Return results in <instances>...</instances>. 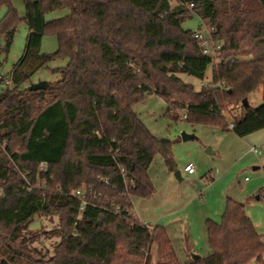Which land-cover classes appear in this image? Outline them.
Returning a JSON list of instances; mask_svg holds the SVG:
<instances>
[{"label": "trees", "instance_id": "16d2710c", "mask_svg": "<svg viewBox=\"0 0 264 264\" xmlns=\"http://www.w3.org/2000/svg\"><path fill=\"white\" fill-rule=\"evenodd\" d=\"M11 1L0 0V67L23 21L28 34L7 77L13 84L0 89V264H147L153 245L158 264H180L166 230L133 213V198L155 194L153 157L170 173L176 164L172 143L156 139L132 107L155 95L172 121L238 138L264 129V0H21L22 18ZM64 8V18L45 21ZM193 16L221 45L213 66L182 28ZM49 36L57 49L42 54ZM52 58L68 59L58 80L35 92L20 87ZM209 68L211 83L198 90L178 77L202 80ZM255 90L262 103L243 105ZM234 107L241 112L228 121ZM54 213L52 256L23 252L29 223ZM183 264H264V237Z\"/></svg>", "mask_w": 264, "mask_h": 264}, {"label": "rangeland", "instance_id": "374dc122", "mask_svg": "<svg viewBox=\"0 0 264 264\" xmlns=\"http://www.w3.org/2000/svg\"><path fill=\"white\" fill-rule=\"evenodd\" d=\"M172 7L176 4L175 1L169 0ZM11 5L16 9L18 16L20 18L24 17L25 11H24V4H22L21 0H12ZM6 12V7L2 6L0 8V20L3 17V15ZM69 11L68 9L63 10H56L52 12H48L44 15V19L46 22L52 21V20H58L61 18H64V16L68 15ZM205 25L202 24L201 20L197 16H193L190 18V20L185 21L182 24V28L185 30H192L196 31L197 29H202ZM28 34V28L25 24V22H21L19 26L17 27V30L14 34V39L11 44V47L8 50V54L3 61V64L0 67V76L1 77H9L12 67L18 62V60L22 57L24 54V48L26 43V38ZM57 49V41L54 36H49L43 38L39 51L42 54H48L54 53ZM68 62V59L65 58H52L50 61H48L42 68L38 69L34 72L32 76H30L29 80L26 82V84L21 85L20 87L26 88L30 87V85L35 84L36 82H45L48 84H51L52 82L59 79V73L58 69H62L66 67V64ZM211 68L208 69L207 74L210 75ZM178 77L181 78L185 83L190 84L191 86L198 90L202 87L199 85L200 80L189 77L184 74H178ZM258 92L260 93V90H255L254 93L251 94L249 97V103L250 104H261L262 101H259L258 103ZM255 105V107L257 106ZM254 107V106H253ZM132 110L135 112L137 117L140 119L142 124L147 127L149 132L158 140H168L172 143V155L176 157V166L177 171L181 172L182 167L185 163L191 162L193 165H197V162L200 161V158L204 159H210L215 158V156H209L206 154V148L210 146H205L206 142L212 141L214 142L212 136L210 135V129L215 128L212 126H201L197 124H189L186 121L179 119L177 121H172L166 116V103L163 101V99L155 96V95H148L140 102H137L133 105ZM241 109L239 107H234V109H231L229 113H226V118L228 121H231L232 117H238L240 114ZM181 113V111H180ZM218 129V128H217ZM185 133L186 135H192L194 136V139L182 141L181 134ZM154 160L150 164L148 168V173L150 176V179L152 181V184L156 191L158 190L157 197L154 198L151 196L148 198V200L139 199L138 203L136 204L133 213L135 214V210H142L147 213L149 222L143 223V224H149L151 226H163L162 223L167 222V220L170 218H173L174 216L178 217V220H182L184 215L190 214L192 212V217L196 221L201 220L205 216V211L200 208H189L188 211H182L173 214V212L179 210L180 208L183 209L184 200H178V195L184 191L187 187H191V184L189 181H187V177L182 175L183 180H177L174 177V173L171 174V177L173 179V183L175 186L172 188H169V186L166 185L167 188H165L163 185L165 184V180L168 175V171L165 167V164L162 160V158L156 154L154 157ZM182 173V172H181ZM155 191V193H156ZM174 198L175 202H168V200L165 201V199ZM165 201V202H164ZM172 201V199H171ZM182 201V202H181ZM155 208L158 210V215L160 214L163 216V221L161 224L156 223L155 220ZM184 210V209H183ZM196 210V211H194ZM189 223L192 225L189 227L190 230H195L196 234L194 235V238L197 242L196 247L191 252L190 256L188 257V260L192 259V256H199V257H205L210 254V250L207 247V241L205 238L204 231L202 235L200 234V226H195V223L191 221V219L188 220ZM182 222H179L178 230H180ZM166 225V224H165ZM193 229H192V228ZM59 223H58V215L57 214H49V215H40L39 217L36 216L33 218V220L29 223L28 229L25 231V241H24V250L23 252L29 254V256L40 259V258H46L52 256V251L55 247V245L60 241L59 236ZM204 235V236H203ZM224 235V234H223ZM222 235V236H223ZM184 237H181L180 241L183 240ZM224 239V236L222 237ZM248 241V240H247ZM223 242V241H221ZM173 243L175 244V247L178 249V239L173 237ZM193 244V242H192ZM180 248L185 251V245L184 242H181L179 244ZM148 255V263L147 264H158V257L156 252V246L153 245L150 248ZM6 255L0 253V261L6 259ZM25 261L18 262V264H23Z\"/></svg>", "mask_w": 264, "mask_h": 264}, {"label": "crops", "instance_id": "0c3cea01", "mask_svg": "<svg viewBox=\"0 0 264 264\" xmlns=\"http://www.w3.org/2000/svg\"><path fill=\"white\" fill-rule=\"evenodd\" d=\"M250 96L251 94L247 99L248 105L255 107L257 104L249 103ZM257 100L258 103L262 101V91L258 92ZM209 131L214 142H206L203 147L210 146L205 150L211 152L209 156H215V158H200L197 165H194L193 175L183 171V168L191 162L184 164L179 180H183L182 175H184L191 187L184 189L177 198L184 200V210L180 208L173 212L176 214L180 210L188 211L195 206L194 208L202 210L206 208L205 216L195 223V220L191 218L193 216L191 212L188 216L184 215L182 220L174 216L162 223L164 217L158 215V209L155 208L156 223L163 224L180 264L192 260H188L186 256H190L197 244L193 235L196 234L195 230L192 227L193 231L189 229L192 225L189 219L195 223V226L197 224L200 226V232L204 231L210 254L218 251L222 246L228 248L247 240L264 237V197L262 196L264 129L241 138L236 137L231 131L222 132L217 128H211ZM250 148L258 150L260 155L252 154L249 151ZM173 157L176 164L177 159L174 155ZM171 174L173 173L168 172L163 185L165 188H167L166 185L169 188L175 186ZM158 192L157 190L154 198L157 197ZM138 200L139 198L132 200L133 211ZM166 200L170 203L175 202L174 198H166ZM135 217L142 223L149 222L147 213L140 209L135 210ZM180 221L182 224L178 230ZM173 237L178 239V249L173 243ZM181 237H184L182 241H180ZM181 242H184L186 252L179 247Z\"/></svg>", "mask_w": 264, "mask_h": 264}, {"label": "built area", "instance_id": "2783aa9c", "mask_svg": "<svg viewBox=\"0 0 264 264\" xmlns=\"http://www.w3.org/2000/svg\"><path fill=\"white\" fill-rule=\"evenodd\" d=\"M213 32L214 30L210 26L205 27L202 25V29H197L193 33L194 39L197 41L198 45L202 49V55L205 57H209V59L212 61V66L216 64L217 62H219L218 54H219V51L221 50V45L218 44L213 39V36H212ZM204 77H205L204 79L200 80L199 85L201 87H208L212 80L211 73L210 75L206 74ZM12 84L13 83L9 78L0 76V89H4L5 87L11 86ZM229 128L230 129L232 128V124L229 125ZM249 151L256 156L260 155L259 151L254 148H250ZM46 169H47V165L45 163H41L39 165V171H46ZM183 171L186 172L188 175H193L195 173L194 165L192 163L187 164L183 168ZM73 196L76 197L77 199L83 198L82 193L80 191L75 192ZM262 196L264 197V191L262 192ZM83 206L84 205H82L81 207Z\"/></svg>", "mask_w": 264, "mask_h": 264}, {"label": "water", "instance_id": "95a60500", "mask_svg": "<svg viewBox=\"0 0 264 264\" xmlns=\"http://www.w3.org/2000/svg\"><path fill=\"white\" fill-rule=\"evenodd\" d=\"M45 87H46V83L45 82H36L35 84L30 85L29 89L31 91L35 92V91H38V90H44ZM242 104L243 105H247L248 104L247 100L246 99L243 100ZM181 139H182V141L192 140V139H194V136H192V135H186L185 133H182L181 134ZM210 153H209V151H206V154L207 155H209ZM174 177L179 181V179H180V172L175 171L174 172ZM198 258H199V256H192V260L193 261H196Z\"/></svg>", "mask_w": 264, "mask_h": 264}]
</instances>
